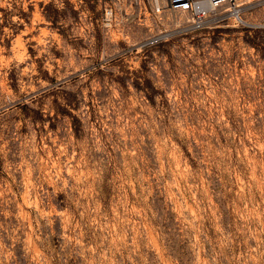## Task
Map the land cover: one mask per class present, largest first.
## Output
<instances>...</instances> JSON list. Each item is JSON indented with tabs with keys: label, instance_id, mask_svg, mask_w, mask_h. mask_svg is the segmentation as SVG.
Segmentation results:
<instances>
[{
	"label": "rangeland",
	"instance_id": "rangeland-1",
	"mask_svg": "<svg viewBox=\"0 0 264 264\" xmlns=\"http://www.w3.org/2000/svg\"><path fill=\"white\" fill-rule=\"evenodd\" d=\"M162 1L0 0V264H264V0Z\"/></svg>",
	"mask_w": 264,
	"mask_h": 264
},
{
	"label": "built area",
	"instance_id": "built-area-1",
	"mask_svg": "<svg viewBox=\"0 0 264 264\" xmlns=\"http://www.w3.org/2000/svg\"><path fill=\"white\" fill-rule=\"evenodd\" d=\"M223 3H234V0H163L156 2V7L183 10L190 17L192 24L200 26L212 7Z\"/></svg>",
	"mask_w": 264,
	"mask_h": 264
},
{
	"label": "bare ground",
	"instance_id": "bare-ground-1",
	"mask_svg": "<svg viewBox=\"0 0 264 264\" xmlns=\"http://www.w3.org/2000/svg\"><path fill=\"white\" fill-rule=\"evenodd\" d=\"M234 12V11H233Z\"/></svg>",
	"mask_w": 264,
	"mask_h": 264
}]
</instances>
